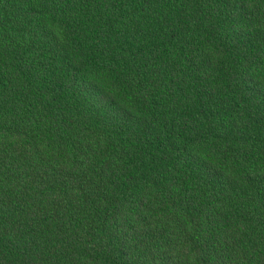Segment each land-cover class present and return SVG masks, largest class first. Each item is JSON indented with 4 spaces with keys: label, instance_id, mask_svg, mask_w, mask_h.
I'll list each match as a JSON object with an SVG mask.
<instances>
[{
    "label": "trees",
    "instance_id": "1",
    "mask_svg": "<svg viewBox=\"0 0 264 264\" xmlns=\"http://www.w3.org/2000/svg\"><path fill=\"white\" fill-rule=\"evenodd\" d=\"M0 264H264V0H0Z\"/></svg>",
    "mask_w": 264,
    "mask_h": 264
}]
</instances>
